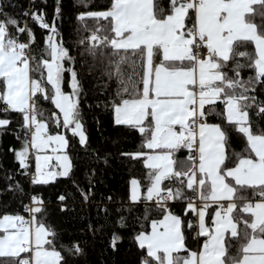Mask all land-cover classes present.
I'll return each mask as SVG.
<instances>
[{
  "label": "snow or ice",
  "instance_id": "6c2138e0",
  "mask_svg": "<svg viewBox=\"0 0 264 264\" xmlns=\"http://www.w3.org/2000/svg\"><path fill=\"white\" fill-rule=\"evenodd\" d=\"M170 2L171 11L166 15L157 9L154 0H111L108 10L87 14L108 21L103 30L110 33L101 37L97 34L100 29H97L88 37L91 41L89 51L93 55L98 46L110 47L117 55L120 52L138 55L144 67L140 80L142 91L129 78L132 90L129 92L125 86L123 92L130 98L121 97L113 110L117 125L137 128L141 134L150 132L144 147L158 150L151 155L131 154L134 159L144 156L146 167L151 170L145 199L151 201L155 197L159 204L163 200L185 198L182 189L165 190L161 184L172 179L184 184L183 178L187 177L186 187L194 193L199 190V199L205 201L204 207L197 209L192 198H187V211L196 213L199 218L198 235L207 237L199 252L186 249L182 221L170 212L152 222L150 234L140 233L136 240L140 248L146 247L147 257L157 264H264V199L243 205L241 211L250 214V222L234 220L232 213L237 205L233 196L237 188L226 182L227 178H232L241 189H259L260 196L264 197V130L253 131L248 112L256 106L258 114H264V102L257 103L256 97L248 94L255 91V85L264 84V0ZM189 10L195 11V22L191 27L186 23L191 19ZM85 18L80 16L81 20ZM31 19L49 32L44 50L47 58L36 61L35 67L32 66L35 57L28 52L35 40L32 30L15 18L0 20V83L4 86L0 91V102L6 106L3 111L22 114L23 127L27 129L22 148L10 149L22 169L28 168L29 147L41 152L55 144L57 147L53 152H57L68 146L65 135L48 134L47 123L39 118L43 117V112L37 107V94L50 100L62 114V125L60 117L55 112L52 114L57 128L70 129L73 136L79 137L81 145L87 143L80 120L77 73L64 67V61L71 59L68 49L57 41L54 23L45 22L42 15H32ZM10 27L16 29V35L10 34ZM22 34L28 35V42L20 40ZM247 44L254 45L253 52L238 51ZM202 47L207 49L206 59L194 51ZM155 56L161 57L157 65L153 63ZM237 57L245 58L247 62H237L234 75L229 76L223 69ZM127 59V56H121L115 62L117 73L121 72V65ZM243 67L254 71V76L247 81L240 78L239 70ZM66 71L71 72L70 94L61 89ZM45 83L51 85V91ZM217 101L224 105L221 117L246 138L242 152H233L229 156L225 147L227 132L219 124L206 122V117L214 114V110L206 112V106H214ZM149 117L151 125L145 127ZM9 123L7 119H0V128ZM29 135L31 139L27 141ZM182 148L189 151L188 157L186 160L175 159V153ZM233 157L238 162L229 167ZM51 159L47 155H36L34 184H47L57 176L69 174L71 161L67 155L55 157L62 169L59 172L45 171ZM183 168L187 170H178ZM132 185L131 199L137 201L140 198L138 181L133 180ZM32 200L41 206L27 208L31 219L7 214L0 218V232L3 233L0 235V258H12L13 264H61L60 252L48 239L55 233L36 219L43 202L36 196ZM209 200L229 201L223 212L215 214L214 229L205 225L204 209L209 206ZM241 222L243 231L238 230ZM188 226L192 227L191 224ZM226 233H230L228 241ZM115 239L118 238L114 237L113 244ZM232 240L237 241L235 256L229 255ZM74 248L80 251L78 245ZM181 251L188 254L180 256ZM21 254H30V258H22ZM142 264H149V261L145 259Z\"/></svg>",
  "mask_w": 264,
  "mask_h": 264
},
{
  "label": "trees",
  "instance_id": "16d2710c",
  "mask_svg": "<svg viewBox=\"0 0 264 264\" xmlns=\"http://www.w3.org/2000/svg\"><path fill=\"white\" fill-rule=\"evenodd\" d=\"M157 9L165 15L171 11L170 0H154ZM111 6V0H0V20L8 17L26 24L32 30L35 40L28 52L35 57V62L47 58L44 50L47 47L49 32L38 26L31 19L32 15H42L45 22L55 24L56 39L68 49L70 60L64 61L66 69L77 73L79 83V112L83 130L87 136V143L81 145L79 137L73 136L70 129L63 126L57 128L53 113L61 119L58 109L50 100H45L37 94V107L43 112L39 117L48 124V134L62 133L68 140L67 153L70 157L71 168L67 176H58L47 184H34L30 173L35 171L34 160L28 157V168L22 169L14 152L20 150L26 142L22 114L14 111H3L6 107L0 102V119L10 121L9 125L0 128V218L4 215L28 216L26 204L34 194H39L42 200V211L36 214L37 221L43 222L45 227L55 233L48 237L52 247L59 251L61 264H142L147 259L149 264L157 262L147 257V249L140 248L136 236L151 230L153 221H158L167 213L177 215L182 219V230L186 249L198 251L207 237L198 235L197 218L195 213L187 211L188 197H193V190L181 184L176 179L163 181V189H182L184 197L173 199L169 208H163L152 200L145 199L150 187V169L146 167L145 157L132 158L131 154L151 151L144 147L150 132L141 134L137 128L128 125H117L114 119L113 105L120 102L121 97L130 98L123 92L127 86L129 92L132 84L129 78L136 82L142 91L141 77L144 72L139 56L120 52L110 47L98 46L95 55L89 51L91 41L88 37L94 31L103 37L110 35L103 28L108 24L104 19L88 17V13L106 11ZM258 8V6H255ZM59 9V11H57ZM28 15H25V14ZM86 18L81 20L80 16ZM190 20H186L189 27L195 22V11L189 10ZM259 23V20L256 21ZM9 32L16 35V29L10 27ZM20 40L29 39L27 34L20 35ZM81 41H87L81 43ZM240 52H253L254 45L247 44L238 49ZM121 56H127V62L121 65V72L116 71V61ZM160 56L154 57V65L160 63ZM245 64V58L237 57L231 60L223 71L233 76L235 64ZM146 66V61H144ZM240 78L247 81L254 76L251 68L243 67ZM36 77L35 73H32ZM122 81L124 82L122 84ZM51 91V85H44ZM64 93H71V72L66 71L61 83ZM4 86L0 83V91ZM119 93V94H118ZM249 95L256 97L257 103L264 102V84L255 85V91ZM214 110V114L206 117L207 123L219 124L228 134L226 153L242 152L246 145V138L239 133L235 126L228 125L221 117L224 105L217 101L214 106H206L205 111ZM249 121L253 131L264 130V114H258V108L248 109ZM151 125V118L145 122V127ZM30 141V135L27 136ZM189 155L187 149L175 153L174 158L186 160ZM254 158V156H253ZM238 161L232 158L229 167H234ZM186 171L187 168L178 169ZM137 179L140 184L141 197L133 201L130 197L131 181ZM237 188L235 201L237 208L232 213L234 220L251 221L248 213L241 211L247 200L259 197V189L243 188L235 185L232 178L226 180ZM64 199L61 200L60 197ZM239 197H244L243 200ZM41 206V205H38ZM211 219V215L209 217ZM191 224L192 227L188 225ZM238 230H244V224L238 225ZM251 231L250 229L248 230ZM230 233L226 235V241ZM115 238V243L113 240ZM233 247L229 255H236L237 241H231ZM78 245L80 251H76ZM47 247V246H46ZM181 251L180 256H186ZM27 254H21L25 258ZM176 255V254H174ZM0 264H13L12 258H0Z\"/></svg>",
  "mask_w": 264,
  "mask_h": 264
},
{
  "label": "crops",
  "instance_id": "0c3cea01",
  "mask_svg": "<svg viewBox=\"0 0 264 264\" xmlns=\"http://www.w3.org/2000/svg\"><path fill=\"white\" fill-rule=\"evenodd\" d=\"M154 60V59H153ZM154 63V62H153ZM155 65H157V64H155ZM65 94H70V93H65ZM61 114V113H60ZM61 117H62V114H61ZM114 119H115V113H114ZM45 122V121H44ZM47 123V122H46ZM208 124H213V123H208ZM48 125V124H47ZM55 134H57V133H55ZM60 134H62V133H60ZM54 135V134H53ZM64 135V134H63ZM66 136V135H65ZM67 138V137H66ZM30 139H31V137H30ZM57 146L55 145V144H51V145H49L45 150H43V151H41V152H37V153H32V151L34 150V149H32L31 147H29V158L30 159H33L34 160V169H35V165H36V160H35V157H36V155H41V156H44V155H47V156H50L52 159L48 162V166H47V168L45 169V171H55V172H59V171H62V169L59 167V162L55 159V157L57 156V155H67L68 157H69V155H68V153H67V148H68V146H67V148L66 149H64V150H62V151H57V152H53V148H56ZM158 151V150H157ZM151 154H154V151H151V152H149L148 153V155H151ZM69 159H70V157H69ZM70 171V170H69ZM58 177V176H57ZM200 178V176H199V174L197 173V177H196V179H197V181H198V179ZM133 180H136V181H138L137 179H133ZM132 180V181H133ZM50 181H52V180H50ZM132 181H131V186H130V197H131V195H132V188H133V185H132ZM227 182V181H226ZM138 185H139V187H138V195H139V197H141V192H140V184H139V182H138ZM161 187L163 188V182H162V184H161ZM198 191L199 190H197V193H198ZM206 194H207V191H206ZM140 199V198H139ZM138 199V200H139ZM137 200V201H138ZM202 201V200H201ZM259 201H261V200H254V201H252V203H256V202H259ZM233 202H235L236 203V201H235V194H234V196H233ZM207 203H208V207L206 208V209H204L205 210V225H206V227H208V228H210V229H214V227H215V225H214V220L216 219V213L217 212H223V211H221V209H220V206L221 205H224V204H226V205H228V203H229V201H227V200H221V201H218V202H212L211 200H209V201H207ZM195 204V203H194ZM204 204H205V201H202V206L201 207H197V209H200V208H203L204 207ZM210 215H211V219L209 218L210 217ZM177 216V215H176ZM197 216V215H196ZM179 217V216H178ZM181 219V218H180ZM181 221H182V219H181ZM152 230V229H151ZM151 230L149 231V232H147V233H145V234H150L151 233ZM197 230H198V233H199V218H198V216H197ZM182 232H183V230H182ZM0 235H3V233L2 232H0ZM184 235V234H183ZM226 235H227V233H226ZM207 239V238H206ZM205 242V241H204ZM203 242V243H204ZM184 244H185V241H184ZM203 245V244H202ZM201 248H202V246H201ZM201 248L198 250V251H196V252H199L200 250H201Z\"/></svg>",
  "mask_w": 264,
  "mask_h": 264
},
{
  "label": "built area",
  "instance_id": "2783aa9c",
  "mask_svg": "<svg viewBox=\"0 0 264 264\" xmlns=\"http://www.w3.org/2000/svg\"><path fill=\"white\" fill-rule=\"evenodd\" d=\"M22 42H28V39H24V40H21ZM194 51H198L199 52V54H200V57L201 58H203V59H206L207 58V49L206 48H200V49H198V50H196V49H194ZM179 130V128H178V126H177V131ZM38 151L37 150H33V153H37ZM193 154H195V153H193ZM35 173L34 172H32V170H31V173H30V177H31V180H32V176L34 175ZM33 196H36V197H38V198H40V195L39 194H34ZM32 196V197H33ZM32 197H31V199L27 202V204H26V210H27V208H31V207H36V206H38V205H35L34 204V202H33V200H32ZM262 200V199H264V197H261L260 195H259V197L258 198H256L255 200ZM153 202H155V203H157V200H156V198L154 197L153 198V200H152ZM172 201H173V199H168V200H163V201H160L159 202V206L162 204L163 206V208H169L170 207V204L172 203ZM252 201H254L253 199H251V200H247L246 202H252ZM192 202L193 203H195V205L199 208V207H201L202 206V201L199 199V197H198V193H195V195L192 197ZM227 208V205L226 204H224V205H221L220 206V209H221V211H224L225 209ZM28 213H29V215L28 216H26L25 217V219H31V213L28 211ZM195 217L197 218V216H196V213H195Z\"/></svg>",
  "mask_w": 264,
  "mask_h": 264
},
{
  "label": "rangeland",
  "instance_id": "374dc122",
  "mask_svg": "<svg viewBox=\"0 0 264 264\" xmlns=\"http://www.w3.org/2000/svg\"><path fill=\"white\" fill-rule=\"evenodd\" d=\"M35 173V171H33ZM25 258H30V254H27Z\"/></svg>",
  "mask_w": 264,
  "mask_h": 264
},
{
  "label": "bare ground",
  "instance_id": "6f19581e",
  "mask_svg": "<svg viewBox=\"0 0 264 264\" xmlns=\"http://www.w3.org/2000/svg\"><path fill=\"white\" fill-rule=\"evenodd\" d=\"M32 153H33V151H32ZM32 170V169H31ZM33 172V171H32Z\"/></svg>",
  "mask_w": 264,
  "mask_h": 264
}]
</instances>
